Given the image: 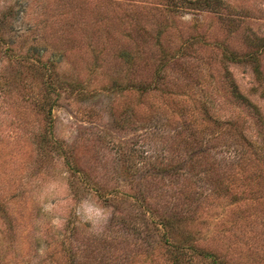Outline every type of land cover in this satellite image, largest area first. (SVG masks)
<instances>
[{"label":"rangeland","instance_id":"obj_1","mask_svg":"<svg viewBox=\"0 0 264 264\" xmlns=\"http://www.w3.org/2000/svg\"><path fill=\"white\" fill-rule=\"evenodd\" d=\"M220 1L221 12L169 0H0V264H164L142 185L158 214L202 200L187 226L198 246L238 248L252 235L242 223L222 228L225 202L206 205L198 179L174 189L150 179L176 141L181 104L203 102L251 134L246 109L223 94L224 72L264 117L249 66L220 61L224 46L241 54L245 35L264 34V0Z\"/></svg>","mask_w":264,"mask_h":264},{"label":"trees","instance_id":"obj_2","mask_svg":"<svg viewBox=\"0 0 264 264\" xmlns=\"http://www.w3.org/2000/svg\"><path fill=\"white\" fill-rule=\"evenodd\" d=\"M169 1L176 8L189 5L192 9L221 12L220 0ZM141 30L147 31L146 28ZM192 38L195 37L187 35L186 42ZM159 39L154 38L161 47ZM198 39L196 37L195 42ZM145 41V38L134 39V48L141 47ZM243 43L246 50L241 54L224 46L220 61L247 64L256 83H262L259 90L250 87L249 91L257 92L260 98H264V67L260 63V54L264 52V34H247ZM180 47L186 49L187 45L181 42ZM117 51L120 57L127 58L125 48ZM223 77V94L231 99L230 102L241 104L246 109L251 134L248 135L240 128L237 118L227 116L220 120L203 102L181 104L180 112L176 115L177 123L169 132V136L176 141L167 142L165 150L163 149L166 155L156 157L158 160L152 167L150 179L151 184H156L159 189H174L178 187L180 179L185 183L192 178L198 179L206 191L204 198L211 200L206 205L218 200L225 202L227 213L218 219L222 228L240 227L242 223L247 228L246 232H251L252 235L246 234L248 236L238 248L211 250L198 246L189 240L188 236L192 233L187 226L189 222L197 220L202 200L196 202L182 197L178 202L172 201L167 214L164 211L158 214V208H154L158 203H154L156 205L151 209L144 202L149 188L142 185L138 202L143 203L144 212L150 211L153 218L151 227L164 238L167 245L164 264H264V246L259 241V236H264V117L260 108L239 91L238 85L228 72H224ZM168 118L166 116V121L163 120L166 126L169 124ZM174 153L178 154V159L174 158ZM90 185L94 187L93 184ZM197 223L198 220L196 225ZM121 225H124L122 231H127L125 222L121 221ZM173 233L182 237L178 241L172 239L169 243L167 237ZM102 238L107 242L114 240L106 235ZM80 260L76 263L87 264L85 257Z\"/></svg>","mask_w":264,"mask_h":264}]
</instances>
